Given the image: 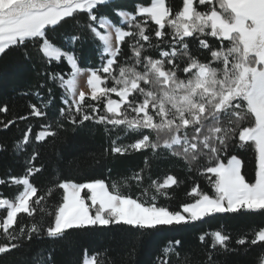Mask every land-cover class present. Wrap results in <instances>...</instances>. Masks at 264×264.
Instances as JSON below:
<instances>
[{
    "label": "snow or ice",
    "instance_id": "1",
    "mask_svg": "<svg viewBox=\"0 0 264 264\" xmlns=\"http://www.w3.org/2000/svg\"><path fill=\"white\" fill-rule=\"evenodd\" d=\"M69 24L77 30L65 33L58 44L54 34ZM88 38L96 44L99 65L82 68L75 50ZM29 45L40 62L65 63L70 71L43 73L46 80L39 88L51 81L63 92L54 118L49 119L47 109L55 97L47 87V100L35 93L42 106L30 104L27 114L0 119L3 130L30 117L48 121L35 133L27 124L11 145L17 155L32 145V153L21 176L0 178V185L21 188L12 198L0 196V210L6 212L0 217V254L41 235L63 240L70 230L127 226L143 232L194 224L217 214L264 216V0H181L179 5L137 0L133 10L116 0H0V58L22 50L23 59L31 60ZM85 72L87 93L78 91V78ZM0 113H9L7 104L0 106ZM85 122L104 125L105 133L116 132L102 157L130 152L151 156L144 155V166L120 179H60L38 189L31 178L42 170L34 164L39 146L49 138L54 146L65 124L76 129ZM120 132L131 142L123 143ZM8 147L0 143V151ZM234 147L253 152L251 181L242 173L244 161L233 154ZM162 158L204 176L213 194L194 182L186 202L175 208L158 203L174 198L170 189L183 183L174 174L162 182L152 178V164ZM133 184L140 189L138 195L125 190ZM55 189L62 190V198L49 212L47 201ZM20 214L32 219L21 223ZM250 233L240 235L235 244L258 246L256 264H264V226ZM208 235L210 250L199 264H219L217 248L236 251L223 226L201 233L199 242L204 244ZM181 248V239L167 241L156 264H172L173 255L180 264H190L191 253L186 251L181 259ZM134 250L133 245L129 255ZM84 253L82 264H106L102 254L89 258L87 249ZM36 264H52V253L46 259L40 255Z\"/></svg>",
    "mask_w": 264,
    "mask_h": 264
},
{
    "label": "trees",
    "instance_id": "2",
    "mask_svg": "<svg viewBox=\"0 0 264 264\" xmlns=\"http://www.w3.org/2000/svg\"><path fill=\"white\" fill-rule=\"evenodd\" d=\"M122 7L133 10L137 0H116ZM174 5H179L181 0H169ZM111 14V13H110ZM83 20L84 17L82 16ZM113 20L119 21L115 16ZM71 24L65 26L54 34L57 36V43L63 42L65 33L76 31ZM87 36L88 34L85 33ZM127 39V38H126ZM214 39V38H212ZM33 52L31 60H25L21 56L22 50L11 51L8 55L0 58V106L7 104L9 113H0V119H11L12 117L25 115L30 111V104L42 106L40 97L35 93L39 91L44 100L48 99L47 87L52 88L55 97L52 105L47 109L49 119L58 115V110L62 106L60 97L63 95L58 86H54L48 81L47 86L39 88L46 80L45 71L67 72L65 63L52 62L46 65L36 59L34 49L31 45L28 48ZM75 54L78 57L79 65L82 68L95 67L99 65L96 44L91 38L83 40L77 45ZM183 78V74H181ZM25 93H29L25 95ZM115 96H113L114 98ZM88 97H86V100ZM95 103V102H92ZM48 122L43 117H30L28 121H17L14 126L7 130L0 129V143L8 145V149L0 151V178H6L9 174L21 176L26 167V160L32 153V145L26 153L14 154L11 145L22 135L27 124L33 126V133L40 130V124ZM119 131V130H117ZM116 132L105 133L104 125L93 122H85V125L73 129L71 125L65 124V129L60 131V138L55 141L54 146L49 138L48 143H42L39 148V155L34 161L35 166H42V170L32 177V182L40 190H46L54 182L60 179H71L75 182H84L91 178H105L107 180L120 179L130 175L133 171L144 166V155L151 156V153L130 152L124 156L106 155L101 156L104 149L109 147L110 139H114ZM123 138V133L120 132ZM123 143H130V138H123ZM35 144V142L33 141ZM236 154L244 161L242 173L246 179H254V154L247 148H233ZM99 160L100 163H95ZM111 169V173L108 172ZM174 174L183 183L174 186L170 191L174 193V198H161L158 203L171 208L186 202L190 198L186 193L197 183L204 192L213 194V190L208 180L204 176L198 175L195 171L187 172L179 163L160 159L152 164V178L162 182L165 175ZM21 190L20 186L0 185V196L12 198ZM126 191H131L138 195L140 189L133 184ZM39 194V193H38ZM83 195V193H82ZM62 198V190L55 189L53 195L48 198L47 211L51 212L55 205ZM43 203V202H42ZM5 211H0V217L5 215ZM39 218V213L37 214ZM32 218L25 214L18 216V221L27 223ZM50 219V218H46ZM223 226L224 231L232 236L230 248H235V252H224L219 248L216 259L219 264H256V259L261 249L258 246H241L235 244V239L240 235L248 234L250 230L264 226V216L259 214L238 215V214H217L214 217H206L204 221L194 224L173 226L172 228H160L156 230L129 231L127 226H113L111 230H70V234L63 240H52L46 235L39 238L34 237L31 241L25 242L23 247L14 249L9 253L0 254V264H36L40 255L47 258L48 252L52 253V264H82L84 250L87 249L88 257L94 253L102 254L100 258L106 264H156L157 256L161 255L160 249L167 241L181 239L183 248L179 249L181 259L186 251L191 253L190 264H199L206 259V252L212 243L211 235L206 236V242L201 244L198 236L203 232H211ZM0 242L3 241L0 235ZM134 245L135 250L129 255ZM107 250V251H105ZM172 264H180V260L173 255Z\"/></svg>",
    "mask_w": 264,
    "mask_h": 264
},
{
    "label": "rangeland",
    "instance_id": "3",
    "mask_svg": "<svg viewBox=\"0 0 264 264\" xmlns=\"http://www.w3.org/2000/svg\"><path fill=\"white\" fill-rule=\"evenodd\" d=\"M87 76H88V73L85 72L84 74H82L79 78H78V91L79 90H83L85 91L86 93L87 92H90V89L87 85ZM116 98V97H114ZM2 211V210H0ZM5 211V210H4ZM6 213V212H5Z\"/></svg>",
    "mask_w": 264,
    "mask_h": 264
}]
</instances>
